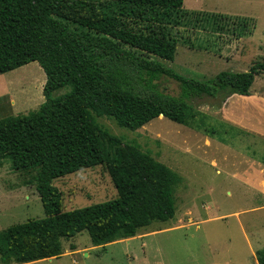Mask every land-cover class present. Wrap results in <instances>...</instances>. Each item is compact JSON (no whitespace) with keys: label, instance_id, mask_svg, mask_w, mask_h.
I'll return each instance as SVG.
<instances>
[{"label":"trees","instance_id":"trees-1","mask_svg":"<svg viewBox=\"0 0 264 264\" xmlns=\"http://www.w3.org/2000/svg\"><path fill=\"white\" fill-rule=\"evenodd\" d=\"M182 6L183 0H0V73L36 61L46 77L37 109L0 118V162L33 172L44 210L0 230L1 264L58 256L61 240L83 230L99 245L174 217L180 175L100 129L95 116L136 129L163 115L212 135L198 103L206 97L220 106L231 94L247 95L264 70L262 59L247 71L197 79L165 64L175 56L170 28L185 15ZM161 77L176 81L178 93L159 89ZM61 87L67 90L52 97ZM99 164L116 197L63 210L53 179ZM254 255L264 264V247Z\"/></svg>","mask_w":264,"mask_h":264},{"label":"rangeland","instance_id":"rangeland-1","mask_svg":"<svg viewBox=\"0 0 264 264\" xmlns=\"http://www.w3.org/2000/svg\"><path fill=\"white\" fill-rule=\"evenodd\" d=\"M182 7L186 13L180 24L170 28L175 56L165 62L176 72L209 79L223 70L247 71L264 59V0H183ZM45 78L36 61L0 73V118L37 109L44 101ZM158 87L173 95L179 91L167 77L158 80ZM259 89H264V70L255 76L249 94ZM66 90L61 87L51 95ZM202 100L197 107L209 105L208 98ZM224 102L207 107L214 115L200 110L205 124L215 129L212 135L163 115L136 129L95 116L100 129L138 144L180 175L175 215L152 221L132 237L99 245L83 230L61 240L58 256L23 264H257L254 252L264 247V194L226 174L230 160L225 151L235 148L263 162L264 139L215 116ZM32 175L13 170L8 160L0 162V230L44 216ZM52 184L61 192L63 210L116 197L102 164L56 177Z\"/></svg>","mask_w":264,"mask_h":264},{"label":"crops","instance_id":"crops-1","mask_svg":"<svg viewBox=\"0 0 264 264\" xmlns=\"http://www.w3.org/2000/svg\"><path fill=\"white\" fill-rule=\"evenodd\" d=\"M259 90H253V93L248 95L231 94L227 97L221 110H217L221 114H215V116L221 117L232 125L264 139V89ZM200 106L198 107L199 110L212 114L211 111L213 110L207 109L209 105ZM189 133L193 134L192 132ZM206 141L209 142L207 139ZM237 150L232 148L225 151V157L230 160L229 171L226 174L239 183L247 184L257 192L260 191L264 194V163L243 153L241 154ZM212 163L215 162L212 161Z\"/></svg>","mask_w":264,"mask_h":264}]
</instances>
